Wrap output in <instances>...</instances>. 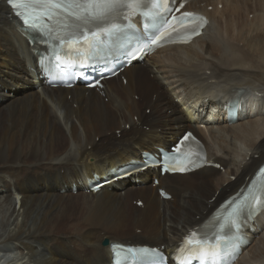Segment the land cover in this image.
I'll return each instance as SVG.
<instances>
[{
    "label": "bare ground",
    "instance_id": "obj_1",
    "mask_svg": "<svg viewBox=\"0 0 264 264\" xmlns=\"http://www.w3.org/2000/svg\"><path fill=\"white\" fill-rule=\"evenodd\" d=\"M186 8L209 17L189 44L146 56L149 66L132 62L101 89L51 88L36 67L38 48L26 38L34 34L21 30L0 0V264H108L105 237L168 252L264 161L258 118L233 121L219 111L227 100L244 101L247 89L264 91V0H190ZM4 88L21 94L8 98ZM206 105L218 111L197 123L196 107ZM260 109L264 103L251 113ZM184 128L204 142L208 160L222 171L209 166L160 176L159 169H146L87 190L94 175L101 180L135 169L144 151L169 147ZM259 219L250 223L253 231L247 226L250 241L235 264H264Z\"/></svg>",
    "mask_w": 264,
    "mask_h": 264
},
{
    "label": "snow or ice",
    "instance_id": "obj_2",
    "mask_svg": "<svg viewBox=\"0 0 264 264\" xmlns=\"http://www.w3.org/2000/svg\"><path fill=\"white\" fill-rule=\"evenodd\" d=\"M8 2L26 27L39 32L46 42H53V47L70 56L73 64L77 61L93 63L114 48H122L126 44L130 46L127 30L131 25L125 22L133 16L141 15L144 18L146 30L168 23L164 13L169 9L164 7V12L161 13L159 0H8ZM183 16L188 19L192 14L184 13ZM180 22L182 21H178ZM192 32L197 34L195 29ZM168 35L167 31H161L151 43L155 45ZM60 58L59 54L56 55L58 62ZM188 139V136L184 137V140ZM175 151L179 152V146ZM168 159L173 162V166L169 168L166 165V170H187L176 166L178 157ZM259 171L264 174V168ZM251 199L257 204L264 202L254 194ZM249 203L248 197L239 205L233 200L229 204L232 210L224 218L226 223H221L219 230L212 237L198 231L189 233L184 237L181 253L186 251L191 258L200 260L201 264L209 262L215 264L229 247H235L234 238L229 236L225 229L238 228V218ZM152 251L155 255V250ZM150 264H160V258L156 256ZM180 264H190V261L181 260Z\"/></svg>",
    "mask_w": 264,
    "mask_h": 264
},
{
    "label": "rangeland",
    "instance_id": "obj_3",
    "mask_svg": "<svg viewBox=\"0 0 264 264\" xmlns=\"http://www.w3.org/2000/svg\"><path fill=\"white\" fill-rule=\"evenodd\" d=\"M219 7H218V9H221V7H222V4L221 3H219V5H218ZM213 8H215V6H213ZM208 10H212V6H209L208 7ZM249 17V19L251 18V16H252V14H249L248 15ZM237 21H238V19H235V22H234V28H233V30H235V32H236V23H237ZM264 44V43H263ZM242 45H243V42H240L239 43V46L240 47H242ZM244 46V45H243ZM244 50H246V46H244ZM147 63L148 64V66H149V61L147 62L146 61V59H144V61H142V63ZM150 65H151V63H150ZM30 81H33L31 78H30ZM30 85H33L31 82H30V84L28 85V86H30ZM27 86V87H28ZM12 88H4V94L6 95V96H8V98H13V96H14V98L15 97H17V96H19L20 94H21V90H19V91H14L13 89L11 90ZM34 89H36V87H34ZM246 96H252L253 94L255 95V97H256V99L257 100H255V102H257V103H260V104H263L264 103V91L263 92H258V91H251V90H249V89H247V91H246ZM252 94V95H251ZM7 99H2L1 100V102L2 103H4L5 101H6ZM175 102H176V100H175ZM206 107H208V106H206ZM207 110H205V112L203 113L204 115H207L208 113H209V115L210 116H213V115H215V113L218 111V110H214V109H212V111H210V108L208 107V108H206ZM206 111H208V112H206ZM258 112H256V110L254 111V113H251V112H249V115H250V118L251 119H255V118H258V119H255L257 122V125H258V127L259 128H262L263 126H264V110L263 109H260V110H257ZM144 112H145V114H151V112H150V109L149 108H144ZM219 117H220V115H219ZM246 116L245 117H242L241 119L242 120H246ZM203 122H201V124H202ZM125 128L126 129H128V126H126L125 125ZM184 129H186V128H184ZM118 130H115L114 129V133L116 134V136L117 137H119V132H117ZM172 143V142H171ZM218 170H221L222 171V167H220ZM130 176H133V175H130ZM152 177H151V180H150V183H152ZM135 182V184L136 183H139L138 181H134ZM212 188H214V186H212ZM76 191V189L73 191V192H75ZM76 195V194H75ZM132 204L133 205H136V206H139V205H137L136 204V200H132ZM262 223V222H261ZM106 238V237H105ZM104 238V239H105ZM103 239V240H104ZM124 239V238H123ZM102 240V241H103ZM127 240V239H126ZM126 242H128V240L126 241ZM150 245V244H149ZM245 256L247 257V255H246V253H245Z\"/></svg>",
    "mask_w": 264,
    "mask_h": 264
},
{
    "label": "water",
    "instance_id": "obj_4",
    "mask_svg": "<svg viewBox=\"0 0 264 264\" xmlns=\"http://www.w3.org/2000/svg\"><path fill=\"white\" fill-rule=\"evenodd\" d=\"M103 245H108L109 244V241L107 239H104L103 242H102Z\"/></svg>",
    "mask_w": 264,
    "mask_h": 264
}]
</instances>
